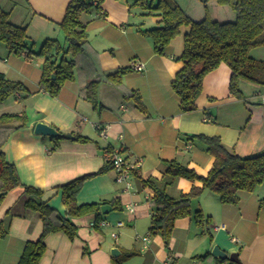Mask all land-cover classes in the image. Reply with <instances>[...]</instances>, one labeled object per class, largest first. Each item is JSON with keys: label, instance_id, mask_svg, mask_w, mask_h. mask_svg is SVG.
<instances>
[{"label": "crops", "instance_id": "1", "mask_svg": "<svg viewBox=\"0 0 264 264\" xmlns=\"http://www.w3.org/2000/svg\"><path fill=\"white\" fill-rule=\"evenodd\" d=\"M70 2L0 0V7L10 12L13 23L27 25V43L39 50L49 38L65 43L60 23ZM204 3L197 0L194 4L196 20L204 18ZM206 4L215 11L214 19L235 17L234 11L216 0ZM82 20L88 25V53L79 58L75 79L67 81L58 96L40 88L45 57L17 55L0 43V71L30 91L23 99L19 94L0 104V115L26 112L29 120L26 127L8 135L2 150L17 168L21 181L44 190V199L64 215L66 207L58 187L93 174L83 183L78 202L110 204L113 209L104 216L114 224L122 220L124 226L93 227V214L76 218L78 235L70 238L62 231L47 235L46 252L39 264H112L113 248L121 253L135 252L127 264H230L229 257L212 255L215 245L229 255L237 253L241 264H264V182L254 192L240 191L237 204L222 203L218 194L204 191L192 200L191 209L210 216V224L203 227L193 215L183 217L176 221L168 244L158 234L144 246L137 234L150 229L151 191L140 188L134 178L137 189L125 192V184L116 181L113 169L94 174L105 164L108 151L117 148L139 164L143 178L161 179L168 162L174 159L207 174L213 157L202 141L189 138L193 134L219 137L241 155L264 152V85L241 81L243 96H235L230 89L231 69L221 63L205 76L197 109L183 112L172 81L184 65L180 56L188 26L181 28L164 54H157L152 40L138 26L154 27L160 17L143 16L141 9L130 8L128 0H105L100 12L83 13ZM133 60L143 62L144 71L132 70L120 85L102 81L97 107L85 98L90 80L104 71L130 67ZM133 90L141 94L144 109L125 98ZM38 122L54 126L66 137L55 147L54 137L35 133ZM94 123L109 124L107 135L101 136ZM200 184L179 177L168 191L179 197ZM23 191L24 187L11 190L0 206V223L4 222L3 229L8 231L0 237V264H18L26 242L39 239L43 232L39 213L24 208ZM115 199L123 210L114 209ZM129 203L135 204L134 212L126 209ZM114 231L119 234L117 239L112 236Z\"/></svg>", "mask_w": 264, "mask_h": 264}, {"label": "trees", "instance_id": "2", "mask_svg": "<svg viewBox=\"0 0 264 264\" xmlns=\"http://www.w3.org/2000/svg\"><path fill=\"white\" fill-rule=\"evenodd\" d=\"M104 1L71 0L60 23L65 43L49 38L39 50H34L27 43V25L13 23L10 12L0 7V43H4L11 53L17 55L45 57L39 85L50 95L58 96L65 83L75 79L79 58L88 53L89 31L82 15L91 11L100 12ZM208 1L204 0L205 4ZM216 1L232 8L236 17L233 20L220 21L207 15L201 20H195L175 0H128L130 8L141 9L143 16L160 17L158 25L154 27L138 26L139 31L152 40L157 54L166 52L172 40L181 33L183 26L189 27L185 34L184 51L180 56L184 65L172 81V88L180 98L183 112L197 109L196 100L202 92L205 76L221 63H226L231 69L230 89L235 96H243L241 81L264 85V58H256L252 54L256 49L264 47V0ZM131 71L130 67H124L101 72L97 78L87 83L85 98L94 106H99V84L107 80L120 85L123 77ZM29 93V89L22 82L11 80L0 71V103L19 94H23L20 97L23 99ZM125 98L132 100L140 109L145 108L138 91L127 93ZM28 124L26 112H7L0 115V206L11 190L24 187V208L39 213L43 221V232L39 239L26 242L18 264H39L46 252L47 235L62 231L70 238H75L78 235L75 219L93 214L98 222L104 216L102 206L106 202L79 203L77 200L83 183L93 174L78 177L58 187L62 190L65 215L44 199V190L23 183L15 165L6 159L2 145L12 131ZM65 137L64 134L54 137L57 142L55 147ZM77 138L88 139L81 136ZM189 138L202 141L206 151L213 157L207 174H201L178 159L168 162L161 179L152 176L143 178L135 172L140 188L151 191L149 200L152 203V217L149 232L161 235L167 244L172 237L175 223L180 218L193 215L196 223L203 227L211 223V217L206 216L202 210L193 213L191 209L192 200L204 191L218 194L222 203L237 204L240 201V191L254 192L264 182V152L245 156L230 149L216 136L193 134ZM110 170L111 162L106 159L105 164L94 174ZM179 177L201 184L194 185L189 192L176 197L168 188ZM113 204L114 209L123 210L119 200L115 199ZM261 205H264V199L261 200ZM3 224L4 222L0 223V237H5L8 232L3 229ZM133 255L134 251L122 252L113 257L112 264H127V260ZM230 264L241 263L232 261Z\"/></svg>", "mask_w": 264, "mask_h": 264}, {"label": "built area", "instance_id": "3", "mask_svg": "<svg viewBox=\"0 0 264 264\" xmlns=\"http://www.w3.org/2000/svg\"><path fill=\"white\" fill-rule=\"evenodd\" d=\"M130 68L134 71L142 72L145 69V64L139 60H133L131 62ZM94 126L96 129H98L99 134L101 136H106L108 128L110 127L109 124H102V123H94ZM107 160H110L112 169L116 173V181L124 183V191L126 192H131L137 189V185L134 181L135 178V172H138V163H135L128 158L123 150L121 148L117 149H112L107 153L106 156ZM126 209L129 210L130 212L135 211V204L134 203H129L126 205ZM91 225L93 227H106V226H112L116 225L118 227L124 226V221L119 220L115 224L112 223L110 220H108L105 216H102L100 220L97 222L96 220L91 222ZM151 233L147 234H137V238L141 239L144 243V246H147L151 242ZM112 236L114 238H118L119 234L118 232L114 231L112 233ZM170 264H175V263H170Z\"/></svg>", "mask_w": 264, "mask_h": 264}, {"label": "water", "instance_id": "4", "mask_svg": "<svg viewBox=\"0 0 264 264\" xmlns=\"http://www.w3.org/2000/svg\"><path fill=\"white\" fill-rule=\"evenodd\" d=\"M55 77V76H53ZM35 133L43 134L46 136H51V137H57L59 136V131L52 125L47 124L45 122H38L35 125ZM68 137L73 138L71 134H68ZM113 207L110 204H104L102 206V213L103 214H108L111 212ZM112 254L114 256L120 255V251L117 248H113L111 250ZM212 255L215 257H220V258H230L231 261L239 262V257L237 253L233 254H228L225 252L223 249H221L218 245H215L211 251Z\"/></svg>", "mask_w": 264, "mask_h": 264}, {"label": "rangeland", "instance_id": "5", "mask_svg": "<svg viewBox=\"0 0 264 264\" xmlns=\"http://www.w3.org/2000/svg\"><path fill=\"white\" fill-rule=\"evenodd\" d=\"M176 1V0H175ZM178 1V0H177ZM176 1V2H177ZM179 2V1H178ZM177 2V3H178ZM196 2H197V0H180V2L179 3H181V6L183 7V9L187 12L188 10V15L191 17V18H193V19H195V17H196V14H195V9H194V4H196ZM178 3V4H179ZM207 5V4H206ZM205 5V3H204V7L206 6ZM225 6V5H224ZM185 7V8H184ZM229 7V6H228ZM136 8V7H135ZM210 8V9H209ZM230 8V7H229ZM188 9V10H187ZM230 10H231V12L232 11H234L232 8H230ZM220 13H223L224 11H219ZM235 12V11H234ZM191 13V14H190ZM217 13H218V11H217ZM210 16L211 18H213L214 19V15H215V11H213L212 10V8L210 7V6H208L207 5V7L205 8V10H204V17H206V16ZM235 17H236V13H235ZM234 17V18H235ZM233 18V19H234ZM196 20V19H195ZM184 27V26H183ZM1 46H3V44H0V48H1ZM253 56H255L256 58H264V47H260V48H258V49H256L255 51H253ZM3 103V102H2ZM2 103H0V104H2ZM0 184H1V182H0ZM144 232V231H143ZM141 233V234H147V233H149V231H145L144 233ZM153 235V234H152ZM151 235V236H152Z\"/></svg>", "mask_w": 264, "mask_h": 264}]
</instances>
